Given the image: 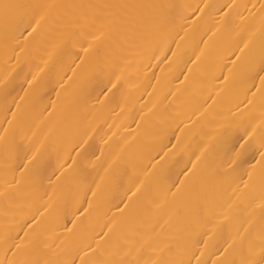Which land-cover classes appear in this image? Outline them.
<instances>
[{"label":"bare ground","instance_id":"6f19581e","mask_svg":"<svg viewBox=\"0 0 264 264\" xmlns=\"http://www.w3.org/2000/svg\"><path fill=\"white\" fill-rule=\"evenodd\" d=\"M0 264H264V0H0Z\"/></svg>","mask_w":264,"mask_h":264}]
</instances>
